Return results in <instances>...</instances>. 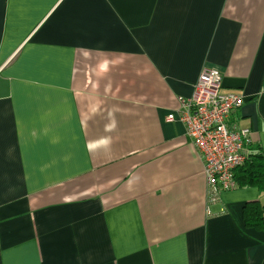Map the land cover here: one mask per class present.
I'll list each match as a JSON object with an SVG mask.
<instances>
[{
	"label": "crops",
	"instance_id": "0c3cea01",
	"mask_svg": "<svg viewBox=\"0 0 264 264\" xmlns=\"http://www.w3.org/2000/svg\"><path fill=\"white\" fill-rule=\"evenodd\" d=\"M204 68L264 152V0H0V264H264L167 120Z\"/></svg>",
	"mask_w": 264,
	"mask_h": 264
},
{
	"label": "built area",
	"instance_id": "2783aa9c",
	"mask_svg": "<svg viewBox=\"0 0 264 264\" xmlns=\"http://www.w3.org/2000/svg\"><path fill=\"white\" fill-rule=\"evenodd\" d=\"M222 75L215 68H204L188 98H181L177 115L168 121L181 120L187 135L204 160L209 202H217L224 191L236 187L234 170L248 152L251 131L228 126L231 112L243 104L241 94L221 93Z\"/></svg>",
	"mask_w": 264,
	"mask_h": 264
},
{
	"label": "trees",
	"instance_id": "16d2710c",
	"mask_svg": "<svg viewBox=\"0 0 264 264\" xmlns=\"http://www.w3.org/2000/svg\"><path fill=\"white\" fill-rule=\"evenodd\" d=\"M237 188L256 187L264 192V152L260 144L250 143L245 161L234 170ZM243 216L247 227L264 231V202L246 203Z\"/></svg>",
	"mask_w": 264,
	"mask_h": 264
}]
</instances>
